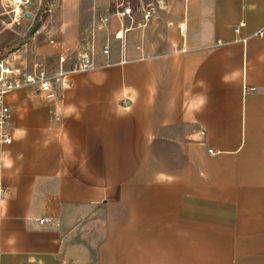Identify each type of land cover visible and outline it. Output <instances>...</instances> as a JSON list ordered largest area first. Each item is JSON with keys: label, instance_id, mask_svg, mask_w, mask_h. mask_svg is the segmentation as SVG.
<instances>
[{"label": "crops", "instance_id": "crops-1", "mask_svg": "<svg viewBox=\"0 0 264 264\" xmlns=\"http://www.w3.org/2000/svg\"><path fill=\"white\" fill-rule=\"evenodd\" d=\"M157 1L147 28L148 0L24 17L53 41L37 53L90 46L93 66L54 99L5 95L0 264H264V0Z\"/></svg>", "mask_w": 264, "mask_h": 264}, {"label": "built area", "instance_id": "built-area-1", "mask_svg": "<svg viewBox=\"0 0 264 264\" xmlns=\"http://www.w3.org/2000/svg\"><path fill=\"white\" fill-rule=\"evenodd\" d=\"M10 12L12 13L13 19L17 21L22 18L26 12H29L28 5L35 6L38 10L45 5L44 0H5ZM142 12L141 25L149 20L152 8L140 10ZM132 9L129 6H124L121 10H115L112 14L117 18H123L129 16ZM102 22L108 21V16H102L99 19ZM244 25L242 21L233 28L235 33H238L240 28ZM179 33H183V24L178 25ZM123 30H119L116 34V38H123ZM254 35H264V30H259ZM244 39V38H243ZM53 43L52 40L49 41ZM102 54L108 55L110 51V43L105 41L102 45ZM65 55H59V61H64ZM93 66V60L91 55L86 50L77 53L75 60L72 62L70 67L63 69L61 66L59 70L54 73H49L45 68L44 63H33L31 67L26 64H16L12 60L0 59V207L4 200L8 196V187L3 182V160L5 148L11 144L12 135L9 128L10 121V109L5 102V95L13 90L19 88H32L36 92H41L48 99H54L57 95V91H62L70 85V75L77 72L89 69ZM200 134L204 131L200 130ZM208 153H214L212 148H208ZM39 225L44 224H57V220L50 217L44 216L37 219Z\"/></svg>", "mask_w": 264, "mask_h": 264}, {"label": "rangeland", "instance_id": "rangeland-1", "mask_svg": "<svg viewBox=\"0 0 264 264\" xmlns=\"http://www.w3.org/2000/svg\"><path fill=\"white\" fill-rule=\"evenodd\" d=\"M150 2L149 6H144V9L152 8L153 11L149 20L145 23V25H141L142 28H147L152 23H157L158 17V1L157 0H148ZM49 0L46 2L44 1L45 5L42 6L43 14L41 18L47 17L49 20L54 22V12H49L47 10L46 5L48 4ZM132 2V1H130ZM29 10H34L35 6L31 4L27 6ZM46 14V15H45ZM167 14V13H166ZM49 15H52L50 17ZM135 15L139 17V23L141 22L142 12H135ZM162 18L166 16H161ZM39 19V18H35ZM34 19V20H35ZM33 21L27 20L26 18L22 17L15 21L13 19L12 13L10 12V7L6 4L5 0H0V45L2 43H6V47L4 50H0L2 53V58H12L13 53H15L18 57V60L25 61V64L28 67H31L33 63H44L45 68L49 73H54L59 70L60 66L65 69L70 67L72 62L75 60L77 55L76 49H64L65 50V59L60 63L59 55H40L37 53V47L39 44H49V38L45 35V33H37L38 29L32 33L29 37L27 36L28 30L31 27ZM152 30V27H149ZM165 32L166 29L164 28ZM155 32V31H154ZM155 33H159L163 35V32H159V30ZM3 48V47H2ZM87 48V45L84 47ZM91 47L89 46V49ZM88 48L85 50H89ZM0 55V57H1Z\"/></svg>", "mask_w": 264, "mask_h": 264}, {"label": "water", "instance_id": "water-1", "mask_svg": "<svg viewBox=\"0 0 264 264\" xmlns=\"http://www.w3.org/2000/svg\"><path fill=\"white\" fill-rule=\"evenodd\" d=\"M23 17L33 18V14L26 12ZM39 22H40L39 19H36L34 21V23L32 24V26L28 30V33H27V36L26 37H29L32 33H34L37 30V27L39 25Z\"/></svg>", "mask_w": 264, "mask_h": 264}, {"label": "trees", "instance_id": "trees-1", "mask_svg": "<svg viewBox=\"0 0 264 264\" xmlns=\"http://www.w3.org/2000/svg\"><path fill=\"white\" fill-rule=\"evenodd\" d=\"M42 13V8H40L39 9V11H38V15L40 16V14ZM38 29V28H37ZM7 45H6V43H2L1 45H0V50H4V48L6 47ZM3 47V48H2ZM2 53L0 52V55H1ZM0 58H2V55H1V57Z\"/></svg>", "mask_w": 264, "mask_h": 264}]
</instances>
